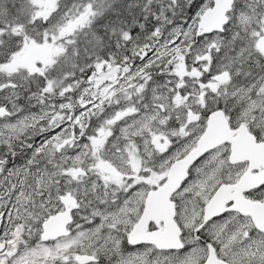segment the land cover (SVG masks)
Here are the masks:
<instances>
[{
  "label": "snow or ice",
  "instance_id": "snow-or-ice-1",
  "mask_svg": "<svg viewBox=\"0 0 264 264\" xmlns=\"http://www.w3.org/2000/svg\"><path fill=\"white\" fill-rule=\"evenodd\" d=\"M0 264H264V0H0Z\"/></svg>",
  "mask_w": 264,
  "mask_h": 264
}]
</instances>
